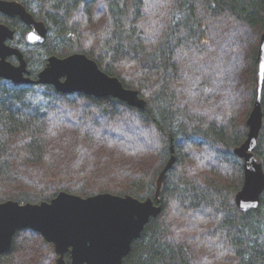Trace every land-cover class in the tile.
Returning <instances> with one entry per match:
<instances>
[{
  "label": "trees",
  "instance_id": "16d2710c",
  "mask_svg": "<svg viewBox=\"0 0 264 264\" xmlns=\"http://www.w3.org/2000/svg\"><path fill=\"white\" fill-rule=\"evenodd\" d=\"M7 1L47 26L45 43L32 46L30 29L0 14L33 78L50 56L84 54L147 107L0 79V203L62 192L154 199L173 145L162 212L123 264H264V193L257 210L238 209L244 163L234 154L257 98L264 0ZM255 155L264 167V118ZM57 259L54 244L24 229L0 264Z\"/></svg>",
  "mask_w": 264,
  "mask_h": 264
},
{
  "label": "water",
  "instance_id": "95a60500",
  "mask_svg": "<svg viewBox=\"0 0 264 264\" xmlns=\"http://www.w3.org/2000/svg\"><path fill=\"white\" fill-rule=\"evenodd\" d=\"M0 14L19 18L30 30L26 41L32 46L45 43L48 29L27 8L17 1L0 0ZM15 31L0 23V79L16 85L52 86L64 95L84 94L97 99L113 98L145 110L147 101L139 91L125 88L116 77L105 73L84 54L65 58L50 56L38 79L30 77L24 53L10 42ZM17 60V64L11 62ZM264 85V33L257 57V98L247 121L246 141L234 150L244 163V184L235 203L242 212L257 210L264 193V167L255 155L263 127L262 90ZM175 149L160 173L154 199L145 201L133 196L103 193L83 198L66 192L50 202L20 204L17 201L0 203V255L12 249L18 231L31 229L54 244L57 264H123L133 243L140 239L151 219L162 212L161 193L168 172L175 164ZM70 255V263L66 255Z\"/></svg>",
  "mask_w": 264,
  "mask_h": 264
},
{
  "label": "flooded vegetation",
  "instance_id": "af4514ba",
  "mask_svg": "<svg viewBox=\"0 0 264 264\" xmlns=\"http://www.w3.org/2000/svg\"><path fill=\"white\" fill-rule=\"evenodd\" d=\"M26 58V57H25ZM12 59V58H11ZM10 59V60H11ZM12 62V61H11ZM17 62V61H16ZM14 63V62H13ZM47 63V62H46ZM27 64H28V62H27ZM46 66V65H45ZM28 69H29V71H30V66H29V64H28ZM43 70V69H42ZM41 72V71H40ZM39 74V73H38ZM38 74H37V77L36 78H33L32 76H31V71H30V77H32L34 80H36V79H38ZM33 85H36V84H33ZM70 256V255H69ZM67 261V260H66ZM124 262V261H123ZM70 263V262H69Z\"/></svg>",
  "mask_w": 264,
  "mask_h": 264
},
{
  "label": "rangeland",
  "instance_id": "374dc122",
  "mask_svg": "<svg viewBox=\"0 0 264 264\" xmlns=\"http://www.w3.org/2000/svg\"><path fill=\"white\" fill-rule=\"evenodd\" d=\"M37 52H41V50H37ZM15 64H17V62H14ZM47 254H49L48 250H43V255L46 256Z\"/></svg>",
  "mask_w": 264,
  "mask_h": 264
}]
</instances>
